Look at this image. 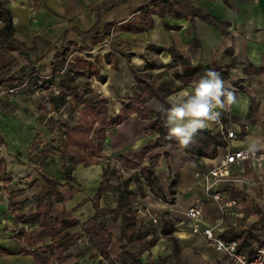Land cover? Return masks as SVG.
<instances>
[{
  "label": "crops",
  "instance_id": "1",
  "mask_svg": "<svg viewBox=\"0 0 264 264\" xmlns=\"http://www.w3.org/2000/svg\"><path fill=\"white\" fill-rule=\"evenodd\" d=\"M152 2L154 0H0L1 6L11 12L13 37L27 48L33 47L29 52L12 50L19 62L16 80L13 85H8L7 78L0 80V158H4L6 172L11 176L9 181L0 180V264H35L32 255L23 250L27 248L25 238L37 225L28 217L34 214L38 202H48L56 217L76 220L78 224L70 228L75 233L82 231L80 224L93 216V198L100 187L103 188L98 199L100 207L114 209L121 205L135 209L134 224L125 231L131 239L127 241L123 237L121 243L127 251L137 254L143 264H168L174 248L169 240L156 235V227L151 223L154 214L160 217L162 233H172L178 243L196 244V251L206 262L233 264L212 244L190 233L191 222L184 211L202 197L193 181L195 170L213 166L230 149L248 146L250 138L264 137V0H175L183 11H178L174 23L172 19L167 21L176 27L162 24L161 19L155 20L160 37L156 40L165 46L162 50L166 60L159 67L160 72L166 71L171 61L165 53L169 45L180 58L175 62L176 67L187 70L179 76L181 80L199 78L204 75L203 69L206 72L222 70L224 74L220 76L226 87L236 93L238 102L222 112L219 124L232 129L235 138L225 139L217 124L199 132H206L216 141L210 140L207 145L210 150L205 153L192 155L170 143L144 152L142 150L156 141L159 134L152 129V122L132 112L115 126L96 123L90 134L93 144L90 150L65 145L66 131L77 124L84 105L75 103L67 95L65 101L55 107L52 98L61 92L62 74L73 73L70 69L87 47L93 48L88 50L93 56L96 49L101 48L93 43L92 36L82 38L78 31L94 26L98 13L99 32L103 33L140 13ZM9 61L8 55L0 49V66ZM57 61L61 64L54 68ZM236 62L239 68L235 77L239 83L228 84L232 78L230 65ZM98 72L76 71L72 77L79 84L80 92L90 88L84 93L88 102L107 100L109 114L114 118L140 91L134 86V78L126 72L110 68ZM161 76L166 78L168 74L163 72ZM182 87L185 86L181 84L174 92L168 91V95L166 91V100ZM152 101H156L155 107L160 105L158 100ZM150 105L151 101L142 106L144 113L151 109ZM96 130L101 134L99 137ZM155 155L159 156L158 163L152 177H147L141 170L149 169ZM76 157L80 159L74 161ZM244 167L255 175L248 163ZM41 172L55 183L49 184L40 176ZM151 180L159 187L154 191L158 198L144 192L143 185L149 189ZM223 190V198L238 202L234 208L237 215L222 214L213 203H208L203 207L201 226H213L223 238H237L243 249L251 250L254 243L264 242V225L260 222L264 213V192L249 187L241 189L231 182L224 183ZM102 220L115 237L109 246L113 262L97 253L89 237L83 234L82 243L66 251L67 264L116 262L120 252L116 239L121 238L122 219L118 215L116 220L109 216ZM144 228L147 230L140 232Z\"/></svg>",
  "mask_w": 264,
  "mask_h": 264
},
{
  "label": "trees",
  "instance_id": "2",
  "mask_svg": "<svg viewBox=\"0 0 264 264\" xmlns=\"http://www.w3.org/2000/svg\"><path fill=\"white\" fill-rule=\"evenodd\" d=\"M0 20L4 25L0 35V49H2L10 58V61L7 65L0 66V80L3 81V78H7L8 85H13L16 80L15 73L19 69V62L11 51L19 49L29 52L33 50V47L27 48L24 43L16 41V39L13 37L14 28L12 26L11 12L1 6V4ZM78 33L82 38L85 36H92L96 40H101L104 35L99 32L98 13H96L95 25L87 31H78ZM60 52L62 53L63 51ZM60 52L57 51V53ZM80 61L81 60H79V62ZM83 63H85V61H82V64ZM60 64V61L54 62V68H58ZM59 86L61 89L60 94L52 98V102L54 103L55 107H58L60 104H62L65 101V96L67 95H69L75 103H81L84 105L80 111V117L77 124L66 131L65 145L67 147H74L77 150H90L93 148V144L90 140V134L92 133L96 123L101 126H115L121 122L126 115H129V113L132 112L130 106L133 104L135 105L133 112L137 113L138 115L140 114L139 104L141 103V100L136 98L124 105L116 117H111L107 107V100L100 99L94 103L88 102L84 96V93L90 91V88H86L83 93L80 92L78 90L79 84L75 81V78L72 77V74L67 71L62 74L59 81ZM123 113H125V116ZM157 131L160 134L161 141L159 143L154 141L153 145L152 142H150L148 146L142 151L148 152L158 144L166 145L167 143H170L175 147H181L185 152L192 155L197 151H200L199 149L196 150V148L193 147L190 148V146L182 147L176 140L169 139L167 129L163 122H161V125L157 127ZM97 132L99 133V130H96V133ZM99 135L101 134L99 133L98 137ZM120 158L124 159V161L127 163H130L128 159L123 157ZM158 159V155L152 157L149 169H143L141 172L147 177H152L154 171L153 168L157 165ZM130 165L132 167H136V164L134 163H130ZM40 176L49 184L55 183V181L44 172H41ZM10 179L11 176L6 172L5 160L4 158H0V180L6 182ZM102 191L103 188L100 187L93 198L95 210L93 216L80 224L82 231H77L75 233H72L70 228L78 224L76 220H67L65 218L56 217L52 214V209L48 202H38L35 206L34 214L28 217V219L30 218L35 220L37 225L31 231V235L25 238L27 248L23 251L32 255L35 264H67L69 256L66 251L70 247L74 246L83 236V234H85L89 237L96 252L101 254L106 260L113 262L112 257L109 254V246L115 237L109 230L106 229L102 217L109 216L112 220H116L118 215H120L122 219V234L121 238L116 239L119 242L120 247V252L116 257V262L118 264H126L128 262L131 264H143L137 254L127 251L124 245L121 243V239L123 237H125L127 241L131 239L130 236L126 235L125 231L128 229V227L134 224L135 209L121 205L114 209L100 207L98 199L102 194ZM125 196L126 195H124V197ZM260 222L262 225H264V213L261 215ZM166 233H168V231H166ZM48 238L52 240L51 244L48 243ZM172 241L176 243L177 239L172 238ZM37 244L41 245L30 250L31 247L36 246Z\"/></svg>",
  "mask_w": 264,
  "mask_h": 264
},
{
  "label": "rangeland",
  "instance_id": "3",
  "mask_svg": "<svg viewBox=\"0 0 264 264\" xmlns=\"http://www.w3.org/2000/svg\"><path fill=\"white\" fill-rule=\"evenodd\" d=\"M178 11L183 10L180 4H176L175 0H154V2L150 3L148 6H146V8L141 9L140 13L135 14L134 16H131L130 18H127L124 21L122 20L118 22L115 28H108L105 29L103 33L100 32L104 35L101 40H96L93 37V43H97V47L101 45V48L96 49V55L93 56L91 53L89 54L88 52L92 51L93 48L87 47V51L83 53L84 55H86L85 57L87 58H85L84 55H81L80 59L77 60L78 63L73 65L74 69H68L72 70V74H75L76 71H81L83 74H88L90 72L97 73L98 70L102 68H110L115 72H126L127 74H129L132 78H134V86L140 91V94L136 97L141 100V103L139 104L140 114H136L139 118L147 119L149 122H152V129L155 132H158L157 127L161 125V122L164 123V116L161 111H159V108L161 105L167 107V95L171 92H174L178 87H180L181 84L186 87L192 81L198 79V77L193 76V78L186 77V79L183 78V80H181V77L179 76H182L183 74L187 73V70L185 72V67H176L175 62H178L180 58H177L178 53L172 45H169V47L165 49V53L169 55L171 61L167 63L168 67L166 71L160 72L159 67L161 65H164L163 60H166L164 56L165 54L163 53L164 50H162L165 46L164 43L159 40H156L160 37H158L159 32L156 30L155 25L157 21L155 20L161 19L160 21L162 24L167 23L169 27H176V25L174 24H169L168 21L172 19L173 22V19L178 16ZM3 26V22L1 21L0 35L2 33ZM104 49L105 51H103ZM79 60L81 61L79 62ZM82 61H85V63L82 64ZM238 64L239 63L236 62L234 65H230V68H232L230 77L232 78L230 81H227L228 84L236 83V85H238L239 79L235 77L238 76ZM234 67L236 68V70L234 69ZM180 71L181 73H178ZM163 72H167L168 77L165 78L164 76H161ZM205 72L206 70L203 69L204 74ZM221 72L222 70H220L218 73L224 74L223 72ZM168 91L170 92L168 93ZM152 99L158 100L160 102V105L158 107H155L156 101H152ZM149 101H151V109L144 113L142 106L148 103ZM130 109L133 112L135 109V105H131ZM71 113H73L72 109ZM123 114L125 116V113ZM126 117H128V115H126L125 118ZM69 124L70 123L66 125ZM160 138L161 137L159 134L156 139V142L159 143L161 141ZM213 138V136H208L206 132L198 133L195 138V142L190 145V148L193 147L196 148V150H200L197 152L205 153L207 149L210 150L209 148H207V145L210 143V140L214 143L216 142ZM154 141L155 140L152 141V145ZM158 146L163 145L158 144L152 149H156V147ZM79 159V157H76L74 161H77ZM149 184V189L146 188L145 185H143V189L145 193H148L150 196H152L153 194H155L154 191L157 190L159 187L155 180H151ZM160 196L163 200H166L165 195L163 196L160 193ZM181 215L182 214H179V216ZM172 220L174 219L171 218V221ZM145 230L147 229L144 228L140 232H145ZM149 230H151V228H149ZM162 236L166 240H169L174 247L171 251V255L169 256L171 260H165L168 261V264H210L203 259L202 254L196 251V244L182 242L174 243L172 241V238L175 237L170 232L162 233ZM196 241L198 242V240ZM196 241L195 243H197Z\"/></svg>",
  "mask_w": 264,
  "mask_h": 264
},
{
  "label": "built area",
  "instance_id": "4",
  "mask_svg": "<svg viewBox=\"0 0 264 264\" xmlns=\"http://www.w3.org/2000/svg\"><path fill=\"white\" fill-rule=\"evenodd\" d=\"M218 127L225 139L231 140L236 137L232 129L223 124H219ZM245 163L251 166L255 175H251L245 169ZM193 181L200 189L202 197L184 211V216L191 222L190 233L201 241L212 244L217 252L227 257L233 264H264V243H254L251 250L243 249L237 238H223L213 226H201L200 223L204 217L203 207L208 203H213L222 214L237 215L234 208L238 206V202L231 198H223L224 183L231 182L241 189L249 187L264 191V150L252 153L248 151V146L230 149L213 166L195 170ZM154 195L159 197L157 194ZM159 218L158 214L152 215L151 223L155 225V233L160 237L162 229L159 227ZM47 241L49 244L52 243L50 238ZM82 241L79 239L77 245Z\"/></svg>",
  "mask_w": 264,
  "mask_h": 264
},
{
  "label": "clouds",
  "instance_id": "5",
  "mask_svg": "<svg viewBox=\"0 0 264 264\" xmlns=\"http://www.w3.org/2000/svg\"><path fill=\"white\" fill-rule=\"evenodd\" d=\"M237 102L236 93L226 87L220 74L209 70L170 95L167 107L161 105L159 111L164 116L168 138L182 147H189L200 131L219 124L222 112L230 110ZM261 150H264V137L250 138L248 151Z\"/></svg>",
  "mask_w": 264,
  "mask_h": 264
}]
</instances>
